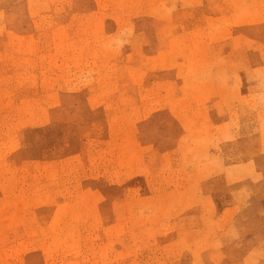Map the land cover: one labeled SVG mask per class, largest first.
I'll list each match as a JSON object with an SVG mask.
<instances>
[{
    "label": "rangeland",
    "instance_id": "374dc122",
    "mask_svg": "<svg viewBox=\"0 0 264 264\" xmlns=\"http://www.w3.org/2000/svg\"><path fill=\"white\" fill-rule=\"evenodd\" d=\"M0 264H264V0H0Z\"/></svg>",
    "mask_w": 264,
    "mask_h": 264
}]
</instances>
